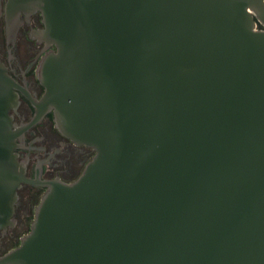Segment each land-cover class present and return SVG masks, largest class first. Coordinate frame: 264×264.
I'll return each mask as SVG.
<instances>
[{"label": "water", "instance_id": "water-1", "mask_svg": "<svg viewBox=\"0 0 264 264\" xmlns=\"http://www.w3.org/2000/svg\"><path fill=\"white\" fill-rule=\"evenodd\" d=\"M54 44L43 114L94 153L0 264H264V0H9ZM7 19L13 23L12 10ZM259 23V25H258ZM0 59V228L25 165Z\"/></svg>", "mask_w": 264, "mask_h": 264}, {"label": "flooded vegetation", "instance_id": "flooded-vegetation-1", "mask_svg": "<svg viewBox=\"0 0 264 264\" xmlns=\"http://www.w3.org/2000/svg\"><path fill=\"white\" fill-rule=\"evenodd\" d=\"M9 9V0H0V59L17 86L18 102L9 109L16 144L13 150L33 182L23 181L16 189L11 223L0 228V257L28 232L35 206L46 189L43 183L57 177L67 182L75 179L94 153L90 146L75 143L58 130L52 110L41 114L29 99L39 100L43 95L38 66L56 47L38 35L44 28L39 10L10 9L14 19L9 24Z\"/></svg>", "mask_w": 264, "mask_h": 264}, {"label": "trees", "instance_id": "trees-1", "mask_svg": "<svg viewBox=\"0 0 264 264\" xmlns=\"http://www.w3.org/2000/svg\"><path fill=\"white\" fill-rule=\"evenodd\" d=\"M258 25H259V23H258Z\"/></svg>", "mask_w": 264, "mask_h": 264}]
</instances>
